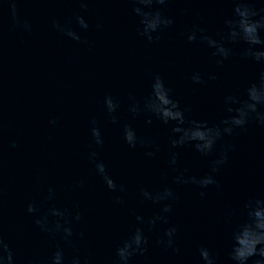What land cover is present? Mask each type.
Masks as SVG:
<instances>
[{
    "label": "water",
    "instance_id": "1",
    "mask_svg": "<svg viewBox=\"0 0 264 264\" xmlns=\"http://www.w3.org/2000/svg\"><path fill=\"white\" fill-rule=\"evenodd\" d=\"M19 0L18 16L32 26L31 33L11 29L7 8L0 9V235L16 251L21 264L31 259L45 264L60 244L41 233L33 217L25 212L30 200L40 201L49 185L57 190L58 206L78 201L83 219L77 226L83 240H74L92 264H111L116 245L135 226L129 215L145 217L155 210L141 204L138 187L158 188L170 183L173 173L166 167L169 157L168 128L148 117L133 120L126 112L129 93L140 97L148 90L151 74H159L173 90L181 107H189V118L219 121L225 95H240L256 79L264 66L242 58L245 47L232 45L233 55L217 66L212 50L185 43L181 34L193 25L209 35L223 30V21L232 15L230 0H170L166 15L174 20L171 29L161 33L158 44L148 45L137 35V18L131 0ZM259 10L264 0H248ZM85 16L90 25L82 36L89 44H77L51 27L52 20L65 23L75 15ZM99 25V29H97ZM201 73L203 84H193L191 76ZM215 75V80H208ZM112 93L122 101L120 123L125 122L140 136L159 145L153 158L145 149L131 150L121 139L119 126L103 120L101 101ZM96 116L105 137L101 153L109 173L123 184V205L113 203L119 193L109 192L99 178L91 175L86 160L89 151L88 121ZM57 120L52 126L50 120ZM234 151L202 198L191 185L176 189L179 202L170 216L178 224V247L172 254L157 246L159 233L150 236L145 256L134 264H197L198 246H206L220 259H227L230 233L240 219V210L249 198H264V129L255 124L236 136L226 137ZM180 153L177 167L186 175L200 176L209 171L208 160L191 148ZM84 179L86 186L72 192L65 186ZM235 213L232 222L230 214ZM162 231V229H161Z\"/></svg>",
    "mask_w": 264,
    "mask_h": 264
},
{
    "label": "clouds",
    "instance_id": "2",
    "mask_svg": "<svg viewBox=\"0 0 264 264\" xmlns=\"http://www.w3.org/2000/svg\"><path fill=\"white\" fill-rule=\"evenodd\" d=\"M170 0H131V12L137 18V35L148 45L158 44L161 33L174 25V20L166 15V6ZM233 4L232 15L223 21V30L209 35L207 29L193 25L190 31L182 33L187 44H199L212 50L217 66L228 61L232 55V45L242 44L245 47L241 56L243 59L264 66V7L257 10L248 0H230ZM19 0H0V9L7 8L11 18V29H22L31 33L32 26L18 16ZM80 8L87 10L86 0H81ZM51 27L59 35L77 43L89 44L82 36L87 33L90 25L85 16L75 15L65 23L52 20ZM99 29V25L96 26ZM208 80H215V75H208ZM193 84H203L202 74L197 72L191 76ZM223 113L218 122L189 118L190 108L181 107L174 98L173 90L167 86L159 74H151L147 92L137 97L129 93L126 112L133 119L144 116L146 124H152L153 119L161 126L168 128L167 143L169 157L166 167L173 173L170 183H164L158 188L138 187V197L141 204L151 205L155 210L145 217L134 211L129 215L134 218L135 226L114 249L111 264H134L137 257L145 256L149 247V236L158 232L155 243L172 254H178V232L180 226L170 222L175 205L179 202L176 189L191 185L199 189L203 198L210 186L217 189L220 185L216 176L228 163L229 154L234 151L232 143H225L226 137L236 136L255 124L264 129V71H260L240 95H225L222 100ZM122 101L112 93H106L101 101V115L104 121L118 125L120 136L131 150L145 149V156L153 158L160 151L155 140L140 136L131 124L120 123L119 113ZM55 126L57 120L49 121ZM89 151L86 160L91 166V175L99 178L109 192L119 193L113 203L117 206L125 203L126 189L118 184L108 171V166L101 156L105 148V137L102 134L100 120L93 116L88 121ZM191 148L202 159L208 160L209 171L200 176L186 175L187 169L180 171L177 167L180 153L176 150ZM86 186L84 179L75 184L65 186V191L72 192ZM57 190L49 185L40 201L30 200L25 208L27 215L33 217V222L39 231L51 239L59 238L54 250L47 257L45 264H92L90 254H84L76 246L74 240H83L84 232H78L77 226L83 219V212L78 201L69 206H58ZM235 213L230 214L229 222ZM238 219L230 233L231 248L224 264H264V198H249L244 201ZM162 229V231H161ZM197 264H221L219 257L208 247L198 246ZM0 264H21L16 251L9 245L3 235H0ZM27 264H35L31 259Z\"/></svg>",
    "mask_w": 264,
    "mask_h": 264
}]
</instances>
